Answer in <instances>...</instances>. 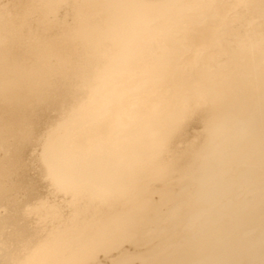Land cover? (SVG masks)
I'll return each instance as SVG.
<instances>
[{"label":"bare ground","instance_id":"bare-ground-1","mask_svg":"<svg viewBox=\"0 0 264 264\" xmlns=\"http://www.w3.org/2000/svg\"><path fill=\"white\" fill-rule=\"evenodd\" d=\"M0 264H264V0H0Z\"/></svg>","mask_w":264,"mask_h":264}]
</instances>
